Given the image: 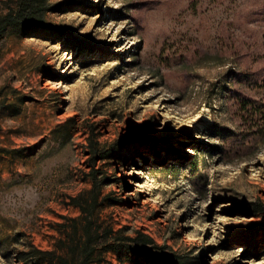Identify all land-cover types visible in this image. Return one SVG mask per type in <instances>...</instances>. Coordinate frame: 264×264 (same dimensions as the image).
<instances>
[{
	"label": "rangeland",
	"instance_id": "1",
	"mask_svg": "<svg viewBox=\"0 0 264 264\" xmlns=\"http://www.w3.org/2000/svg\"><path fill=\"white\" fill-rule=\"evenodd\" d=\"M48 4L0 39V264L54 249L92 187L155 258L101 264H264V0Z\"/></svg>",
	"mask_w": 264,
	"mask_h": 264
},
{
	"label": "trees",
	"instance_id": "2",
	"mask_svg": "<svg viewBox=\"0 0 264 264\" xmlns=\"http://www.w3.org/2000/svg\"><path fill=\"white\" fill-rule=\"evenodd\" d=\"M54 6L48 4V0H8L7 7L0 14V39L6 35H24L44 28L43 18L46 13L54 11ZM148 144L151 145V151L158 155L159 146L150 141ZM96 146L97 144H90L89 154L92 151L94 158L98 157L95 156ZM163 146L172 152L169 145ZM100 158L104 159L106 156L102 155ZM98 204L95 187L71 197L69 206L77 209L79 216L63 218L65 223L60 225L62 238L56 241L54 249L42 251L29 246L28 251L17 253V261L22 264H101L106 253H122L134 260L150 256L153 263L155 258L147 249V245L153 244V241L139 232L129 236L121 230L115 231L111 224L99 221L94 215Z\"/></svg>",
	"mask_w": 264,
	"mask_h": 264
}]
</instances>
